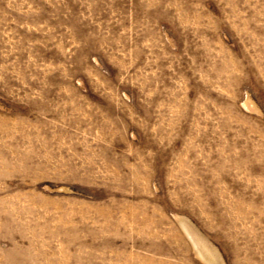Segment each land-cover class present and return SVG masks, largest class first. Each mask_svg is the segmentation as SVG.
<instances>
[{
    "label": "rangeland",
    "instance_id": "rangeland-1",
    "mask_svg": "<svg viewBox=\"0 0 264 264\" xmlns=\"http://www.w3.org/2000/svg\"><path fill=\"white\" fill-rule=\"evenodd\" d=\"M0 264H264V0H0Z\"/></svg>",
    "mask_w": 264,
    "mask_h": 264
}]
</instances>
